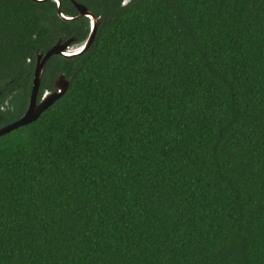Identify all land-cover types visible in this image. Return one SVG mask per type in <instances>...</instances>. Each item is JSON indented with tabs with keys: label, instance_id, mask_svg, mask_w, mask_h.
<instances>
[{
	"label": "trees",
	"instance_id": "16d2710c",
	"mask_svg": "<svg viewBox=\"0 0 264 264\" xmlns=\"http://www.w3.org/2000/svg\"><path fill=\"white\" fill-rule=\"evenodd\" d=\"M77 2L69 89L0 137V264H264V0ZM90 31L0 0V127Z\"/></svg>",
	"mask_w": 264,
	"mask_h": 264
},
{
	"label": "water",
	"instance_id": "95a60500",
	"mask_svg": "<svg viewBox=\"0 0 264 264\" xmlns=\"http://www.w3.org/2000/svg\"><path fill=\"white\" fill-rule=\"evenodd\" d=\"M34 1L41 3L49 0H34ZM52 1H55L57 3V12L60 18H62L65 21H73L74 19H76L73 17H68L62 12L61 0H52ZM71 1L79 12L78 17L85 16L90 20L91 31L86 40L89 46L84 48L83 51H80L81 49L80 48L78 51L74 53L68 52L67 49L69 48V46L73 42L77 41L76 37H72L64 42L62 40H59L58 43L54 45L52 48H50L46 53L39 54L37 56V62L33 77V87L31 90L28 108L26 112L18 120L0 127V137L16 130L19 127L28 125L38 120L39 117L43 114V112L47 110L51 105H53L59 98H61L69 89L70 80L67 79L64 74H62L57 78V80L54 83L55 89L51 92H45L42 99L38 101V95L41 87L44 68L47 61L52 56H56V55H61L66 58H72L83 54L91 46L96 36L99 20L88 10L86 6L76 2L75 0H71Z\"/></svg>",
	"mask_w": 264,
	"mask_h": 264
},
{
	"label": "flooded vegetation",
	"instance_id": "af4514ba",
	"mask_svg": "<svg viewBox=\"0 0 264 264\" xmlns=\"http://www.w3.org/2000/svg\"><path fill=\"white\" fill-rule=\"evenodd\" d=\"M71 3H72V1L71 0H69ZM76 2H77V0H75ZM55 4H56V6H57V3L55 2V1H53ZM61 3H62V1H61ZM79 3V2H78ZM73 4V3H72ZM73 6H74V8H75V11H76V14H75V16H72L73 18H76V19H74V20H78V19H83V18H87V17H85V16H81V17H78V15H79V12H78V10H77V8L75 7V5L73 4ZM88 10L92 13V11L88 8ZM93 14V13H92ZM94 15V14H93ZM95 16V15H94ZM97 18V17H96ZM88 19V18H87ZM73 20V21H74ZM88 38V37H87ZM77 40H78V38H77ZM87 40V39H86ZM86 40L85 41H83V42H77V41H75V42H73L70 46H69V48L67 49V51L68 52H76V51H78L80 48H82L83 47V45H84V43L86 42ZM75 47H77V49H74V50H71L72 48H75ZM79 47V48H78ZM89 49V48H88ZM87 49V50H88Z\"/></svg>",
	"mask_w": 264,
	"mask_h": 264
},
{
	"label": "snow or ice",
	"instance_id": "6c2138e0",
	"mask_svg": "<svg viewBox=\"0 0 264 264\" xmlns=\"http://www.w3.org/2000/svg\"><path fill=\"white\" fill-rule=\"evenodd\" d=\"M125 2H126V0H125ZM88 46H89L88 42H85L84 45H83V47L80 49V51H83L84 48H86V47H88Z\"/></svg>",
	"mask_w": 264,
	"mask_h": 264
},
{
	"label": "rangeland",
	"instance_id": "374dc122",
	"mask_svg": "<svg viewBox=\"0 0 264 264\" xmlns=\"http://www.w3.org/2000/svg\"><path fill=\"white\" fill-rule=\"evenodd\" d=\"M79 48V47H78ZM74 49H77V47H75V48H72L71 50H74Z\"/></svg>",
	"mask_w": 264,
	"mask_h": 264
}]
</instances>
